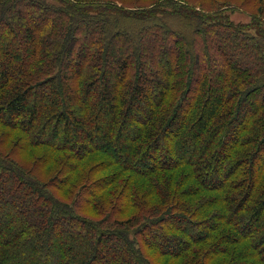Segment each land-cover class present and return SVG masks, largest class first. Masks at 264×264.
I'll use <instances>...</instances> for the list:
<instances>
[{"label": "trees", "instance_id": "obj_1", "mask_svg": "<svg viewBox=\"0 0 264 264\" xmlns=\"http://www.w3.org/2000/svg\"><path fill=\"white\" fill-rule=\"evenodd\" d=\"M123 1L0 0V264H264V0Z\"/></svg>", "mask_w": 264, "mask_h": 264}, {"label": "rangeland", "instance_id": "obj_2", "mask_svg": "<svg viewBox=\"0 0 264 264\" xmlns=\"http://www.w3.org/2000/svg\"><path fill=\"white\" fill-rule=\"evenodd\" d=\"M190 4H199V3H201L202 5H200V8L201 9H204V10H206V11H212V7H211V5L213 4V0L210 2V0H187ZM198 1V2H197ZM200 1V2H199ZM221 0H217V2H220ZM117 3L119 2L120 3V1H116ZM118 3V4H119ZM123 3L125 4V5H132V1L131 0H124L123 1ZM251 3V2H250ZM216 6V5H215ZM216 9H218V7H215ZM214 8V9H215ZM222 9V8H221ZM254 9H255V6H252L251 4L250 5H246V6H241L240 8H238V7H226L225 9H224V12H226V14L229 16V18L233 21V22H235V23H242V24H246V23H249L250 22V20H251V16H252V14H253V12H254ZM33 20V19H32ZM37 133L35 132L34 133V136H37L36 135ZM60 139L61 138H59V143H60ZM57 143V142H56ZM58 144V143H57ZM59 145V144H58ZM108 152L109 153H111V150L108 148ZM183 152V150H179V153H182ZM161 156H162V158H164V159H166L167 160V158H168V156L166 155V154H162L161 153ZM189 157H188V153H186V159H188ZM206 172H208V168L207 167H203L202 168V170H201V174H205ZM209 175L211 176V173L209 172ZM234 222H235V224H236V226L237 225H239L240 223H239V219H236V220H234ZM238 228H239V226H237ZM188 229L189 230H191V231H195L196 230V228L195 227H188ZM61 245H62V243H61ZM60 252H62V251H60Z\"/></svg>", "mask_w": 264, "mask_h": 264}]
</instances>
